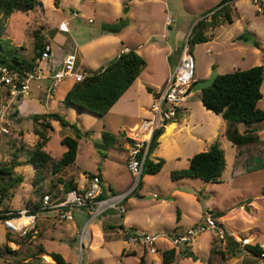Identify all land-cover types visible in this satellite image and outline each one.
Wrapping results in <instances>:
<instances>
[{
  "label": "rangeland",
  "instance_id": "374dc122",
  "mask_svg": "<svg viewBox=\"0 0 264 264\" xmlns=\"http://www.w3.org/2000/svg\"><path fill=\"white\" fill-rule=\"evenodd\" d=\"M38 1L39 5L34 10L28 13L16 11L3 20V40L7 48L13 51L16 49L21 57L31 59L34 55L36 33L40 32L44 42L52 49V57L44 63L47 69L56 68L54 59L58 48L75 52L79 69L87 74L106 65L109 58L102 56L101 47L75 49L70 48L68 41L74 39L81 44L104 32L106 24L116 23L120 18L114 20L117 17L115 4L120 0H110V3L101 0L96 4L92 0ZM219 2L220 0H137L136 3H131L137 22L134 23L133 34L130 36L132 39L129 41L139 43L150 34L148 45L166 47L167 50L169 46L174 48L179 43L184 45L191 37L193 43L189 45L195 58V79H207L214 70L213 66L218 73H228L254 65H264L262 4L260 6L263 10H259V6L252 0H235L232 4V22L226 19L212 30L213 36L210 34L205 42L192 34L196 22L204 12L215 8ZM129 6L130 3H123V7ZM121 15L124 16V13ZM168 18L170 22L166 23ZM242 34L244 38H238ZM65 38H68L67 42ZM145 53L148 60L146 76L152 77L155 83H162L168 74L163 50L155 52L150 48ZM176 56L174 53L169 59L172 69L176 66ZM73 83L72 80L65 79L54 86L50 76L32 81L30 94L24 96V103L19 105L23 116L17 109V100L20 98L11 101L9 90L0 84V124L10 129V133L0 139V163H9L14 153H18V160L22 165L16 168V174L23 177L20 184L10 191L11 197L5 203L7 207L14 210L24 208L29 198L34 197L32 177L35 168L27 162L28 149L32 148L38 138L33 132V116L57 112L75 123L76 128L63 127L59 121L52 120L53 130L50 131L51 138L46 150L53 157L59 159L66 151L67 146L61 143L63 137H77V132L80 133L77 159L65 166L59 175L82 184L86 178L89 180L93 174L102 172L108 197L123 193L127 196L122 204L125 211L121 214L118 209H109L105 212L110 214L107 221L123 224L126 219L124 225L127 228L168 236L186 233L188 229L204 224L207 213L223 211L225 218L222 223L227 232L250 236L254 241L264 242V145L261 144L255 152L256 158L251 160L248 158L250 152L246 153L242 156V165L236 166L237 147L222 135L225 121L221 115L208 110L201 103L200 91L191 90L192 97L181 107L178 117L171 120L177 122L173 135L164 139L149 155L153 161L164 158L163 168L157 173H147L144 169L140 177L141 186L136 188L138 180L128 169V150L124 148L125 134L129 125H133L134 118L130 114L114 115L113 111L100 116L86 110L80 111L77 107L66 106L63 98ZM262 92L264 94V83ZM149 96L145 97L154 101V97ZM259 106L264 109V99ZM6 110L9 114H6ZM149 115L152 116L151 111ZM173 126L168 127V134ZM181 127L183 128L179 130ZM210 132H218L213 143H218L225 151L227 165L222 182L211 183L197 177L172 179L173 170L189 166V155L203 151L201 149H209L210 141L206 140L213 137ZM17 148H20L19 151ZM59 175H51L46 183L53 191V198L64 187ZM165 193L178 195L175 199ZM193 193L199 197L197 202L188 196ZM178 211L184 215L183 228L179 229ZM74 216L73 222H63L59 220L56 210L38 212L37 226L22 246L15 242L11 244L7 240L8 230L0 222V246L8 244L13 250L0 256V264H15L19 259L30 258L38 244H43L47 250L33 258L41 264H58L48 254L51 251L62 254L70 264H141L142 254H145L147 264H207L210 249L217 239L209 231L200 233L191 241V250L197 260L182 255V249L177 250L178 257L174 262L164 263L162 259L167 242H158L160 250L157 253H150L146 248L136 245V253L123 254V247L130 244L126 239L118 238L121 233H112L116 229L109 232L111 238H116L110 242H101L96 235L82 241L81 236L89 222V216L85 208L81 207L74 209ZM213 216L219 219L215 214ZM101 218L102 216L92 220L87 228L97 226ZM217 245L222 249L227 248L226 241H219ZM256 260L254 255H232L224 262L254 264ZM221 261L220 258L217 259L218 263Z\"/></svg>",
  "mask_w": 264,
  "mask_h": 264
},
{
  "label": "trees",
  "instance_id": "16d2710c",
  "mask_svg": "<svg viewBox=\"0 0 264 264\" xmlns=\"http://www.w3.org/2000/svg\"><path fill=\"white\" fill-rule=\"evenodd\" d=\"M252 1L256 3L258 0ZM234 2L235 0H220L215 8L205 11L194 26L192 34L195 35V38L205 42L210 37L209 31L214 30L226 19L232 22V4ZM38 5V0H0V64L15 68L20 73L26 68H33L36 58L43 54L48 44L44 42L41 33L37 32L33 57L31 59L21 57L16 49L13 51L4 44L3 20L8 19L16 11L28 13ZM127 11L128 8L125 7L124 12L127 13ZM128 25V17L123 16L116 23L106 24L103 30L109 33H119ZM211 35L213 36V32H211ZM238 38H244V35L242 34ZM188 42L192 45L193 41L191 37L188 39ZM145 65V58L135 49L131 48L129 51L121 52L101 69L87 74L82 81L74 82L63 98V103L68 107H77L80 111L86 110L95 115H106L139 77ZM213 69L215 70L216 67L213 66ZM194 83L190 90L193 89ZM263 83L264 65H254L248 69L218 73L214 83L200 91L203 105L208 110L221 115L226 122L225 136L237 147L236 166L242 165L244 159L242 156L246 153L250 152L249 154L251 155L248 158H251V160L256 158L255 152L261 144L264 145V140H261L259 137L258 129L253 127L255 123L264 120V109L258 105L264 96L262 92ZM148 89L152 91L151 88ZM52 120L59 121L63 127L71 126L72 128H76L75 123H70L63 115L57 112H49L44 116L38 114L33 116L35 123L34 133L39 138L32 148L28 149L27 162L34 165L35 174L32 178L34 197L29 198L26 205L33 211L38 210L45 194L53 193L51 187L46 186L48 178L51 175L59 174L65 166L75 162L78 155L79 132H77V137L65 136L62 138L61 143L67 146V150L59 159L53 157L46 150L51 138L50 131L53 130ZM170 121H165L161 127L153 132L144 163V169L147 173H157L165 164L164 158L153 161L149 155L159 146V138L164 133V126ZM240 123H244L247 126L245 130H240ZM105 135H108V133H105ZM128 139L132 141V139ZM19 149L17 148V151ZM18 156V153H14V157L9 163H0V206H4L10 198V190L14 186L19 185L23 180L20 174H16V167L22 165L18 160ZM226 165L225 151L215 142L208 150L194 154L189 159V166L187 168L173 170L171 177L175 180L183 177H197L206 182L219 183L222 182V175ZM60 180L64 184V192L73 188L83 190L74 180H66L62 177ZM139 186H141V179L137 183L136 188ZM104 197H107L106 188L100 198ZM214 214L218 217L225 215L223 211H217ZM180 219L181 214L178 211L177 221H180ZM117 228L125 229L123 224L103 225L105 240H111L112 238L109 235L110 229ZM129 230L134 231L135 228H129ZM6 237L8 241H13L17 245L22 246L31 237V233L24 237L8 231ZM219 241L217 238L215 240L216 243L211 247L207 264H218V258L222 260L226 259L238 246L229 234L226 237V249H222L220 245H217ZM220 242L222 243V241ZM246 250L254 255H259L261 251L257 245H248L246 246ZM8 251H13L8 244L0 246V256H4ZM46 251L43 244H38L37 250L31 254L30 258L19 259L15 264H41L33 258L41 252ZM48 254L58 264H70L58 252L51 251ZM182 255L193 257L194 260H197L190 246L183 249ZM176 257L177 250L175 248L164 249L162 259L164 263H172ZM140 263L147 264L145 254L141 255Z\"/></svg>",
  "mask_w": 264,
  "mask_h": 264
},
{
  "label": "built area",
  "instance_id": "2783aa9c",
  "mask_svg": "<svg viewBox=\"0 0 264 264\" xmlns=\"http://www.w3.org/2000/svg\"><path fill=\"white\" fill-rule=\"evenodd\" d=\"M255 4L261 10L260 4L264 5V0H258ZM90 21L92 20L90 19ZM169 22L170 19L168 18ZM126 51H129V48H126ZM51 57V49L49 46H46L43 54L36 58L33 68H26L22 73L18 72L15 68L0 64V84L9 90L11 101L29 95L32 90V81L34 80L50 76L53 79V85L57 86L65 79H70L73 82L82 81L87 75V73L79 69L78 56L75 52H68L64 56L60 66L55 65L56 68L47 70V67H44V63ZM195 75V58L190 51V45L187 41L181 49L178 63L166 78L163 89L151 104L153 117L149 121H146L148 122L146 126H143V133L146 132L149 136L145 138H138L136 136L129 144L128 169L132 172V175L137 177L138 182L144 169L153 132L161 127L165 121L178 117L179 112L182 110L181 107L188 101L191 95L190 89L196 81ZM6 114H9L7 110ZM9 133L10 129L8 126L1 123L0 139ZM89 180L88 187L83 188V190L73 188L63 194L57 195L56 198H53L50 193L45 194L42 204L37 211H33L27 206L18 210L5 212L0 209V222L12 234L25 237L36 227L38 212L56 210L59 220L73 222L75 220L74 209L81 207L87 210V215L89 216V222L81 236L82 241L87 240L92 234L90 228H87L90 222L111 208L118 209L120 213H123L125 208L122 204L127 199L125 193L100 198L105 192L101 175L95 173L90 176ZM206 231L211 232L213 236L222 242L226 241L227 234H229L238 244V251L251 253L246 250V246L257 245L261 250L260 254L256 255L257 264H264L263 241H254V238L250 236H241L227 232L223 223L211 213H207L204 224L196 228H190L186 233L162 236V234H149L147 232L125 229L123 230V234L130 245H137L141 248H146L150 253H157L160 250V246H158L159 241L167 242L170 248L182 250L191 245L193 237Z\"/></svg>",
  "mask_w": 264,
  "mask_h": 264
},
{
  "label": "crops",
  "instance_id": "0c3cea01",
  "mask_svg": "<svg viewBox=\"0 0 264 264\" xmlns=\"http://www.w3.org/2000/svg\"><path fill=\"white\" fill-rule=\"evenodd\" d=\"M92 1L95 4L101 2V0H92ZM103 1H105V3H110L109 2L110 0H103ZM125 2L130 3V6L128 7L127 13L124 12V8L125 7H123V3H125ZM136 2H137V0H120V2L117 1V4H115V7L117 9L116 10L117 11V15H116L117 17L114 20H118L120 17H123L121 15L122 13H124V17L127 16L128 19H129V25L127 27H125L121 32H119V33H109V32H106V31H104V32L102 31V33H100L98 35H94L91 39H89L88 41H85V42H83L81 44L80 43L78 44L77 42H75L74 39H71V40L69 39V41H68V38H65V41L66 42L68 41L70 48L71 47H74L75 49L81 48V50H84V49L85 50H88L89 48H92V47H101L102 48V50H101L102 56H105V57H108L109 58V60L107 61V63L109 61H111L112 59H114L121 52H125L126 51V48H129V49L133 48L139 54L143 55L146 58V65H145L144 69L142 70L141 74L139 75V77L134 81V83L129 87V89L119 98V100L109 110V112H112L113 111L112 113L114 115L117 114V115H121V116H127L128 114H130L132 116V118H134L133 125H129V130L125 134V144H124L125 147L124 148H126L127 150H128L129 144L131 142L128 138L133 139L136 136L138 138H145V137H147L148 133H146V132L143 133L144 132V127L143 126H146V124L148 123L146 121H149V119H151L153 117V115L151 117H149L150 116L149 113L151 111V104H152L153 101L152 100H149V98H146L145 96L146 95L147 96L150 95L151 97L153 96L154 99H155V97L158 95V93L163 89L164 84H165V81H166V78L168 77V75L170 74V72L173 70L172 69V64L169 62V59L173 56L174 53L177 54L176 58L174 59V62H175V65H176L178 63V61H179L180 52H181V49L183 47V44L179 43V44L176 45V47L172 48L171 46H169V48L166 50V47L159 48V47L155 46L154 44L148 45L150 43V38H151L150 37L151 36L150 34L142 42H139V43L132 42V41L130 42L129 40L132 39V37H130V36H131V34H133V32H132L133 30L132 29L134 27V23L137 22L136 21V18L134 17V13L132 11V4L131 3H136ZM99 7H102V6H99ZM103 8H106V6H103ZM166 23H168V19H167ZM64 25L66 26L65 23H64ZM211 32H213V31H209L208 34H211ZM150 48H152L155 52L156 51H159L160 49L163 50L164 57H165V61H166L167 65H168L167 66L168 67V74L164 78V80L162 81V83H155L153 81L152 77L146 76V74H145V71L148 68V60H147V57L145 56L146 55L145 51H147ZM58 50L59 51L57 52V55H55V59L54 60L56 62V65L60 66L62 64V61L64 59V56L68 52H73V51H70V50L64 51L62 48H58ZM142 50H144V51H142ZM51 52H52V49H51ZM200 80L201 79H196V81H200ZM38 87H40V85H38ZM148 88H151L152 91H149ZM191 97H192V94L190 95L189 99ZM189 99H188V101H189ZM262 99H264V96H263ZM23 100H24V96L21 97L19 100H17L18 101L17 109L19 111V114H22V116L24 115V113L20 110L19 105L23 102ZM260 101H259V103H260ZM201 103H202V101H201ZM70 123H72V122H70ZM170 125H174V126H173L170 134H168V127ZM34 126H35V123H34ZM176 126H177V122L176 121H170L167 125L164 126V133L159 138V142H160L159 144H161L162 141L164 139H166L167 137L173 135ZM183 126H188V125H183ZM244 126H246L244 123H240L239 124V128H240L241 131L245 130ZM253 126H260V127H257L258 133H259L260 137H262V140H264V120L261 121L258 125H255L254 124ZM182 128L183 127H181L179 130H181ZM225 130H226V122H225V127H224V130H223V133H222V135H224V136H225ZM210 134H211V132H210ZM217 134H218V132H213V134H211V136L213 135V137H209V139L206 140V141H210L209 142L210 146L213 144V140L215 139V137L217 136ZM219 135H221V134H219ZM37 137H38V135H37ZM38 138H37V140H38ZM201 150L206 151V149H201ZM192 156L193 155H189L188 156L189 157L188 159H190ZM126 161H127V158H126ZM99 174L101 175V177L103 179V185H104L105 176L103 175L102 172H99ZM59 177L61 178L62 176L59 175ZM75 182H77V181H75ZM77 183H78L79 187L86 188L89 185V180H88V178H86V181H84V183H82V184H80L79 182H77ZM104 187H105V185H104ZM60 189H61V192L60 193L58 192L59 193V194L57 193L58 195L65 193L64 192V187H62ZM262 192H263V190H262ZM165 195L166 196H171L172 198H175L176 199L177 198L176 195H178V194L171 193L170 195H168V193H165ZM188 196H190L191 198H193L194 201H196V202L199 200V197H198L197 194H194V193L193 194H188ZM10 197H11V193H10ZM0 209L2 211H4V212L7 211V210H14L12 207H7L5 204H4V206H0ZM81 209H84V208H81ZM86 214H87V210H86ZM211 214L214 215V212L211 213ZM101 216H102V218L99 221L98 225L95 226V227H91V229H90L91 230V233H92L91 234V237H93L94 235H96L100 239L101 242H104L105 243L107 240H105V237H104L103 225H105V224L106 225H120V224L119 223L115 224V223H113L111 221H107L106 219H107L108 216H110V214L104 213ZM122 217H123V215H122ZM183 218H184V215L182 213L181 214V219H180V221H178L179 222L178 223L179 224L178 225V229L179 228H183L182 227L183 226L182 225ZM218 218H219V221L222 222V220L225 218V215L222 216V217H218ZM125 220H124V223H125ZM37 222H38V220H37ZM124 223H123V225H124ZM36 226H37V224H36ZM124 227H125V225H124ZM125 229H129V228L125 227ZM125 229H123V230H125ZM111 230H113V229H110V231ZM116 230L117 231L112 232V233H115V234H120L121 233L120 234L121 236L118 237V238H124V239H126V237L123 234V230L122 229L117 228ZM183 230H185V229H183ZM134 231H136V230H134ZM113 239H116V238H112L111 240H109L107 242H110ZM9 242H11V244H15L13 241H9ZM138 247H140V246H138ZM166 248H170V245L168 244ZM190 249H191V245H190ZM136 252H137L136 245L124 246L123 247V251H122L123 254L124 253H136ZM232 255H235V256L236 255H241L242 257H246L248 255H252L253 256L254 254H252V253H246L244 251H238V248L236 247V250L233 253H231L230 255H228L227 258L232 257ZM254 256L256 257V255H254ZM226 259H223L222 260L220 258V260H222L221 261L222 263L221 262H219V263L226 264L224 262ZM245 263H246V260H245ZM254 264H257V260L255 261Z\"/></svg>",
  "mask_w": 264,
  "mask_h": 264
},
{
  "label": "water",
  "instance_id": "95a60500",
  "mask_svg": "<svg viewBox=\"0 0 264 264\" xmlns=\"http://www.w3.org/2000/svg\"><path fill=\"white\" fill-rule=\"evenodd\" d=\"M217 75L218 72L216 70H213V72L207 79L195 81L192 91H201L202 89L211 86L216 80Z\"/></svg>",
  "mask_w": 264,
  "mask_h": 264
},
{
  "label": "bare ground",
  "instance_id": "6f19581e",
  "mask_svg": "<svg viewBox=\"0 0 264 264\" xmlns=\"http://www.w3.org/2000/svg\"><path fill=\"white\" fill-rule=\"evenodd\" d=\"M149 136V134L147 135V137Z\"/></svg>",
  "mask_w": 264,
  "mask_h": 264
}]
</instances>
